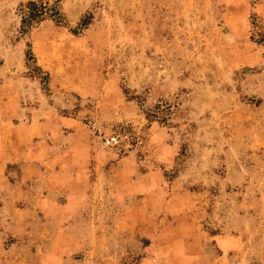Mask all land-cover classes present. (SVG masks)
<instances>
[{
    "label": "rangeland",
    "instance_id": "1",
    "mask_svg": "<svg viewBox=\"0 0 264 264\" xmlns=\"http://www.w3.org/2000/svg\"><path fill=\"white\" fill-rule=\"evenodd\" d=\"M41 1L59 13L24 32L26 2L0 0V66L20 67L0 82L28 69L45 107L0 102V116L45 110L52 132L60 117L78 121L99 154V207H85L66 230L82 249L59 258L53 242L67 240L57 241L51 224L18 239L0 223V264L186 259L196 248L184 238L172 242L166 224L173 220L159 202L173 190L186 211L174 220L181 234L193 222L225 232L238 242L226 264L236 256L264 264V19L255 11L264 13V0ZM204 248L208 260L224 254L215 244Z\"/></svg>",
    "mask_w": 264,
    "mask_h": 264
},
{
    "label": "crops",
    "instance_id": "2",
    "mask_svg": "<svg viewBox=\"0 0 264 264\" xmlns=\"http://www.w3.org/2000/svg\"><path fill=\"white\" fill-rule=\"evenodd\" d=\"M16 1L27 3L41 0ZM255 11L264 19L261 6H257ZM21 54V59H24L23 51ZM13 55V51H8L7 60H12ZM37 66L41 68L38 63ZM41 69L43 70L39 71L44 72V68ZM19 72L20 67L14 68L10 62L7 64L5 61L0 66L1 76L8 77L7 73ZM25 72L28 74L16 82H0V102L37 100L45 107L46 99L42 95L41 83L28 69ZM15 119L31 121L25 125L22 122L15 123ZM41 119L46 121H40ZM51 120V112L36 109L26 112L12 111L0 116V223L5 224L18 239L29 237L37 226L44 230L51 224L55 231L61 232L56 240H67L66 244L53 242L54 246L57 245L55 255L59 258L74 255L82 249L81 243L77 241L79 237L74 240L66 230L72 231L73 226L76 228V219L84 214L85 207L88 210L92 205V209H95V203L96 208L99 207L100 194L95 192V185L100 180L93 173L96 167L94 164H99V154L95 153L97 149L90 137L79 133L84 129L78 121L60 117L57 121L62 127L53 129L52 132ZM106 156L109 157V153ZM98 168L99 166L95 169L97 174ZM180 194L174 190L161 192L159 202L162 204V212L170 214L173 220L171 224H166L168 231L177 236L172 242L184 238L189 248L191 246L196 249L186 259L184 256L183 260L179 257L180 253L177 261L171 259V264H226V251L238 242L230 240L225 232L214 234L204 231L197 222L189 223L193 229L188 228V234H181L179 224L175 223L180 213L186 212L178 204ZM194 207L203 208H198L197 205ZM197 214L202 217L204 213L198 211ZM163 220L168 221L166 218ZM214 244L224 254L217 255L218 260H208L204 256V247ZM232 258H235L233 264H244L243 260L239 261V256ZM51 259L48 258L49 261Z\"/></svg>",
    "mask_w": 264,
    "mask_h": 264
},
{
    "label": "trees",
    "instance_id": "3",
    "mask_svg": "<svg viewBox=\"0 0 264 264\" xmlns=\"http://www.w3.org/2000/svg\"><path fill=\"white\" fill-rule=\"evenodd\" d=\"M20 10L22 11V15H23L22 16V26H23L24 32L29 27H31L32 24L40 23L44 21L46 16L49 13H52L53 15H56L59 13L58 8L55 5L49 6L48 2H45V1H29L26 4L21 5ZM28 56L30 57L31 54L29 53L27 57Z\"/></svg>",
    "mask_w": 264,
    "mask_h": 264
}]
</instances>
